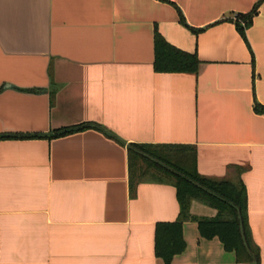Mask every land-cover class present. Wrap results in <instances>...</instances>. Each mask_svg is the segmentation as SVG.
I'll list each match as a JSON object with an SVG mask.
<instances>
[{
    "label": "crops",
    "instance_id": "crops-1",
    "mask_svg": "<svg viewBox=\"0 0 264 264\" xmlns=\"http://www.w3.org/2000/svg\"><path fill=\"white\" fill-rule=\"evenodd\" d=\"M258 1L0 0V136L90 127L0 139V264H164L156 228L178 222L177 190L130 180L132 144L242 180L264 264V1L246 38L234 22ZM156 33L198 73L156 72ZM183 241L171 264H240L194 220Z\"/></svg>",
    "mask_w": 264,
    "mask_h": 264
},
{
    "label": "trees",
    "instance_id": "trees-1",
    "mask_svg": "<svg viewBox=\"0 0 264 264\" xmlns=\"http://www.w3.org/2000/svg\"><path fill=\"white\" fill-rule=\"evenodd\" d=\"M264 0H259L247 15H239L234 22L241 35L246 38L254 16ZM184 22V18L181 17ZM155 71L158 73H198L200 61L195 54H189L169 45L156 33ZM255 110L264 115V107L255 105ZM87 126L66 129L52 135H15L0 136L7 138L58 137L81 131ZM112 138L110 134H107ZM182 147L128 146L130 180L138 184L147 177L172 184L177 190L180 217L176 223L158 224L156 228V256L164 264H171L176 255L185 249L183 224L194 220L198 223L200 234L205 239L219 238L227 252H234L240 264H260L259 248L254 244L247 225V193L242 180L232 182L226 179H212L197 173L194 158L184 165L175 163ZM193 200L200 201L217 210L214 219H196L190 214Z\"/></svg>",
    "mask_w": 264,
    "mask_h": 264
},
{
    "label": "rangeland",
    "instance_id": "rangeland-1",
    "mask_svg": "<svg viewBox=\"0 0 264 264\" xmlns=\"http://www.w3.org/2000/svg\"><path fill=\"white\" fill-rule=\"evenodd\" d=\"M181 155L183 154L182 152L180 153ZM189 154V152H188ZM173 158H176L174 161L175 163H179L180 165H184L185 162L184 161H187L188 163H191L192 162V156H187V157H183L184 159H181L180 157H173Z\"/></svg>",
    "mask_w": 264,
    "mask_h": 264
}]
</instances>
